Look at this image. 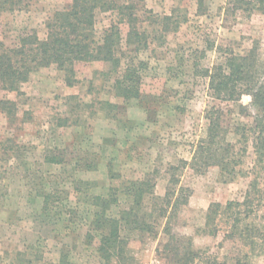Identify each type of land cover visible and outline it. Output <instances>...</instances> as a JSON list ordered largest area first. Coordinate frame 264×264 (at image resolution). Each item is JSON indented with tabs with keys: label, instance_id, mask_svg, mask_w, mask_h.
Returning <instances> with one entry per match:
<instances>
[{
	"label": "rangeland",
	"instance_id": "374dc122",
	"mask_svg": "<svg viewBox=\"0 0 264 264\" xmlns=\"http://www.w3.org/2000/svg\"><path fill=\"white\" fill-rule=\"evenodd\" d=\"M129 1L135 4L139 19L145 21L143 26L153 36L148 48L139 52L147 62L140 98L125 101L114 97L111 80L100 73L106 70L101 62L80 63L79 83L74 86H67L53 66L39 68L22 84V95L7 94L17 100L20 118L10 127L0 113V143L8 138L17 144L15 157L0 159V263L17 264L15 256L19 251L54 263L64 246L73 262L106 264L83 243L84 227L64 230L53 212L57 209H52L49 216L42 214V197L35 195L40 188L70 190L71 167L85 166L75 162L79 159L93 166L75 173L87 182L82 185L85 195L80 193L79 200H85L86 194H104L111 185L147 175L155 181V192L163 195L173 174L178 178L176 187L189 190L187 202L180 205L174 219V233L191 238L193 249L215 255L219 262L232 263L245 252L250 264H264V249L250 248L224 236L228 225L221 218L216 235L201 232L209 203L243 199L255 169L250 141L230 181L219 179L216 166L201 171L188 165L178 166L175 171L168 168L181 159H190L194 142L204 135L208 106L231 108L207 94L203 71L219 60L217 48L241 51L257 40L264 59V15H229L223 9L226 0ZM70 3L22 0L12 13L0 12V40L11 45L19 32L29 30L42 37L48 16ZM155 14H172L178 28L160 32V26L153 23L155 17H150ZM111 19L107 11L96 12L98 34ZM70 95L75 97L68 98ZM105 101L116 106L106 105ZM240 102L248 105L250 96L243 95ZM231 118H236L235 112ZM45 155L59 163L46 162ZM258 175L260 196H254L246 222L260 225L264 224V171ZM73 200L72 197V205ZM78 206L84 208L80 201ZM162 222L155 236L132 234L131 264H163L156 254L164 238ZM28 254L26 258H30Z\"/></svg>",
	"mask_w": 264,
	"mask_h": 264
},
{
	"label": "trees",
	"instance_id": "16d2710c",
	"mask_svg": "<svg viewBox=\"0 0 264 264\" xmlns=\"http://www.w3.org/2000/svg\"><path fill=\"white\" fill-rule=\"evenodd\" d=\"M70 1L67 8L55 10L48 16L42 37L29 30L19 32L11 45L0 40V113L10 127L19 122L20 116L17 100L7 94L22 95V84L32 72L42 67L53 66L67 86H74L79 83L77 66L80 63L101 62L106 65V70L100 73L111 80L110 92L114 97L125 101L141 97V82L147 62L140 58L139 52L148 48L153 36L143 26L145 21L139 19L135 4L129 0ZM21 2L0 0V12L12 13ZM223 9L229 15L245 18L254 14L264 15V0H226ZM97 11L112 14L109 25L99 34L95 30ZM150 17H155L153 23H157L164 34L178 28L172 14ZM217 51L220 53L219 60L203 71L207 79V94L231 108L214 104L208 106L204 114L207 122L204 135L194 142L190 159H181L168 168L175 171L178 166L188 165L201 171L208 166H216L219 179L230 181L235 178L250 141L255 155V169L243 199L209 203L201 232L216 235L217 221L221 218L228 225L224 236L250 248L264 249V224L246 222L252 211L254 196H260L258 174L264 171V59L257 40L241 51L231 47H219ZM243 95L250 96L248 105L240 102ZM73 97L75 95L68 96ZM104 104L113 105L109 101ZM234 112L236 118L232 120ZM16 147L14 141L5 139L4 143H0V159L6 161L15 157ZM44 160L59 163L48 155L44 156ZM80 161L75 160L85 166H72V174L68 175L72 177L70 190L43 191L40 188L35 195L42 197V214L49 216L52 209H57L53 212L64 230L84 227L83 243L92 247L101 261L106 264H131L132 234L155 236L157 226L163 221L160 225L164 238L156 248L163 264H250L245 252H242V258L232 263L219 262L215 255L193 249L191 238L173 232L179 207L189 197L188 189L176 187L178 178L173 174L163 195L155 192V181L147 175L119 186L111 185L104 194H86L88 196L82 201L79 195L84 194L83 186L87 182L75 173L93 166L90 162ZM109 177L113 178L112 175ZM33 180V185L37 187L39 184ZM70 196L74 205L70 203ZM79 201L84 208H79ZM27 254L25 251L17 252V264H82L73 262L68 248L64 246L59 249L54 263L43 256L28 254L30 258H26Z\"/></svg>",
	"mask_w": 264,
	"mask_h": 264
}]
</instances>
